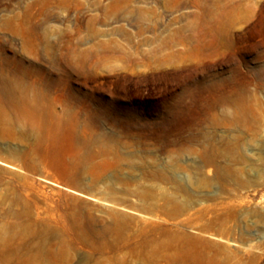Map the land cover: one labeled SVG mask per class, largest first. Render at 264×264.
I'll list each match as a JSON object with an SVG mask.
<instances>
[{
  "label": "rangeland",
  "instance_id": "obj_1",
  "mask_svg": "<svg viewBox=\"0 0 264 264\" xmlns=\"http://www.w3.org/2000/svg\"><path fill=\"white\" fill-rule=\"evenodd\" d=\"M29 1L0 0V19ZM78 1L51 4L49 24L73 30L96 16L101 34L82 47L109 38L125 48L129 36L147 50L192 32L180 28L196 10L127 0L103 19L94 1L110 0ZM238 6L243 18L205 52L165 45L186 52L176 64L51 69L37 110L30 100L17 121L0 104V264H264V0L214 8ZM0 53L50 68L2 28Z\"/></svg>",
  "mask_w": 264,
  "mask_h": 264
},
{
  "label": "bare ground",
  "instance_id": "obj_2",
  "mask_svg": "<svg viewBox=\"0 0 264 264\" xmlns=\"http://www.w3.org/2000/svg\"><path fill=\"white\" fill-rule=\"evenodd\" d=\"M177 1L169 0V6L175 7ZM190 1L196 8L192 14L193 22L182 26L180 29H189L192 32L180 34L178 39L175 34L165 38L155 37L158 39L157 44L147 50L139 51L129 36L126 37V43L127 47L131 48H123L119 41L109 38L95 40L92 46L89 44V46L82 47L81 44L85 43L84 41L95 39L101 34L99 30L93 28V24L99 20L96 16L88 17L84 21L75 18L78 26L73 30L66 26L56 28V26L49 24L52 17L51 4L65 9L72 6L80 9L82 8L80 1L30 0L21 12L14 13L11 11L10 14L0 19V28L8 30L14 37L20 38L24 50L33 57L45 59L50 68L44 70L36 66L35 63L24 66L14 56L7 57L0 53V104L10 108L18 121L23 113V105H29V101L32 100L34 103L29 108L37 110V105L46 100L51 69L61 70L66 76H69L72 72L77 75H87L98 71L124 70L125 73L128 70L135 72L134 70L140 65L148 68L171 65L186 57V52L189 54L194 49L205 52L207 42L211 37L217 40L222 32L227 30L226 24L243 18L239 6L232 9L237 10L236 12L227 9L223 11L214 8L217 0ZM126 3L127 0H110L108 5L104 6L99 5V1H94L97 8L103 12V19L120 14L124 11ZM82 21L86 24L83 34L79 27ZM118 31L123 32L120 27ZM150 40L151 38L148 37L144 39L147 42ZM179 40L191 45H188L183 55L174 50H166L165 45H176ZM15 119L14 121H16Z\"/></svg>",
  "mask_w": 264,
  "mask_h": 264
}]
</instances>
